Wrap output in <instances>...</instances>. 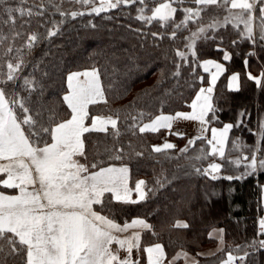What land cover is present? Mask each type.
<instances>
[{
  "label": "snow or ice",
  "instance_id": "snow-or-ice-1",
  "mask_svg": "<svg viewBox=\"0 0 264 264\" xmlns=\"http://www.w3.org/2000/svg\"><path fill=\"white\" fill-rule=\"evenodd\" d=\"M0 0V48L9 40L7 47L0 53V185L4 189L18 190V194H5L0 191V264H9V261L18 264H140L139 258L132 259L135 249L138 253L141 248V233L151 230L152 225L141 218L125 221L123 225L116 222L110 215L102 214L108 211L113 201L123 205H136L155 194L160 188L165 187V182L156 180L157 187L148 188L147 182L139 180L135 188L129 187V167L127 165L107 167L100 166L103 161L91 164L92 169L81 163L78 157H85L86 133H108L112 129L114 138L122 135L118 123L119 115L100 117L93 116L91 124L87 125L89 106L100 102L107 103L105 89L101 82L100 70L93 67L83 72H71L67 76V93L63 96V103L70 109L69 119L57 122L54 110L49 109L42 101L43 85L31 75L22 76L27 67L26 55H30L34 47L41 40L56 37L61 32V25L68 19L78 16L97 15L108 13L111 10L130 9L136 7L134 19L150 27L153 23L159 25L160 32L137 33L163 41L165 38L178 40V33L189 31L184 37L183 49H175V71L173 77L181 76L182 67H190L191 75H196L197 66L208 73V87H199L194 99L188 107L190 112L177 111L174 115L161 112L147 123H141L145 115L143 111L138 115L125 117V124L133 136L146 132L157 133L161 129H171L177 120L194 121L199 124V134L189 139L186 146L180 149V154L190 161L188 167L198 176L209 177L211 180L225 179L228 181L241 180L257 172H264V117L258 119L256 131H248L257 136L254 146H248L240 138L233 140L231 151H238L239 156L229 158L226 155V145L229 134L233 128L248 127L247 120L251 114L240 112L236 124L224 123L223 127H209L218 121L217 112L221 111L214 103V88L217 80L226 72L224 64L214 60L197 61L196 45L200 39L215 38L208 35L209 31L226 28L231 25L237 31L241 40L251 42L253 47L264 48V0H40L39 5L25 8L27 0ZM78 4L85 10L64 11L65 4ZM192 4L195 7H184ZM49 6L51 11L49 10ZM34 8L36 10H34ZM209 9L215 13L209 23H203V14ZM181 11L183 18L176 22L175 16ZM50 17L57 14L59 21L46 18L41 27H46L50 22L52 27H46V32L26 33V25L30 26L31 18ZM223 13V15H220ZM29 19L20 24L17 30V19ZM129 17L130 16L129 13ZM112 19L111 16L107 17ZM190 24L196 25L191 30ZM241 25L243 26L241 29ZM4 26H8L11 37L5 34ZM93 28L96 25H91ZM129 28L131 26L129 25ZM171 32L168 33V29ZM24 39L20 47H15V41ZM239 41L233 40L236 45ZM223 60L230 61L231 54L223 48ZM255 55V52L248 53ZM189 57L192 58L191 65ZM7 58V59H6ZM15 61V63L13 62ZM183 62L181 64L180 62ZM247 67V59L244 61ZM203 84L204 77L199 76ZM19 89L27 95H21L17 90V82L21 81ZM247 80L254 82L258 89H264V68L259 75L247 73ZM11 84L13 87L8 88ZM241 83L238 73L228 78V90L240 91ZM38 93L35 100L33 94ZM48 113L47 117L45 113ZM132 123L128 124V119ZM210 131V137L206 135ZM182 137L183 133H172ZM197 141H205L194 155L188 156L190 148ZM131 147V145H129ZM176 145L164 142L162 145H153L151 152L163 154L166 159H173L168 150L175 149ZM111 151V150H109ZM142 152H134L135 157H141ZM133 158L124 151V146L115 149V154L109 159L123 160L125 157ZM212 158H219L223 163H208L206 167L197 166ZM196 163H191V162ZM225 166L233 168L239 174L222 175ZM243 168V171H239ZM170 183V181H166ZM264 188V186H261ZM133 191L136 198L132 197ZM94 206H99L95 209ZM176 228L187 229L186 222L177 221ZM258 236H264V218L259 220ZM129 235H122L125 233ZM224 230H213L209 238H218L220 245L224 244ZM118 247L113 250V245ZM254 250L264 249V239L253 240L248 246ZM120 250L127 255L122 259ZM218 251H224L223 247ZM233 251L240 252V246ZM229 251L220 264H235L240 260L246 264L249 255L247 250L243 255H234ZM147 257V264H164L166 254L164 247L156 243L143 248ZM184 259L185 264H199L194 257H189L187 252H178L169 264Z\"/></svg>",
  "mask_w": 264,
  "mask_h": 264
},
{
  "label": "trees",
  "instance_id": "trees-1",
  "mask_svg": "<svg viewBox=\"0 0 264 264\" xmlns=\"http://www.w3.org/2000/svg\"><path fill=\"white\" fill-rule=\"evenodd\" d=\"M40 0H27L25 8L39 5ZM47 5V0H45ZM12 6H16L12 0ZM195 7L192 4H185L184 7ZM64 11L87 10L78 4L65 3L62 6ZM34 10H36L34 8ZM49 10L51 8L49 6ZM130 16L132 18L129 17ZM215 10L209 9L203 14V23L210 22ZM136 7L130 9L111 10L108 13H101L99 16L84 15L76 19H68L61 25V32L51 41L41 40L34 47L30 55H26L27 67L24 68L22 76L31 75L43 85L42 101L49 108L54 110L56 121L69 119L70 109L63 103V96L67 93V76L71 72H83L93 67L100 70L101 82L105 89L107 103L100 102L89 106V118L87 125L91 124L93 116L115 118L120 117L118 127L122 133L118 138L112 135L109 127L108 133L91 132L84 136L85 157H79L81 163L86 164L90 171L91 164L103 161L100 166L109 165L129 167V187L135 188L139 180L147 182L148 188H155L156 180L165 182V187L160 188L155 194H150L146 201L136 205H123L113 201L109 207L111 214L104 211L102 214L110 215L116 222L123 225L125 221L141 218L152 225V229L141 233V248L139 251L140 264H146L143 248L156 243L164 247L166 259L173 257L179 251H185L196 257L199 264H220L229 251L240 246L241 251L234 255H243L244 251L249 252L246 264H264V249L254 250L250 247L253 240H257V219L262 214L260 206V191L264 185V172H257L241 180L228 181L225 179L211 180L209 177L198 176L192 173L188 167L190 161L184 158L179 152L181 141L169 137L176 142L177 148L168 150L173 159H166L163 154L151 152V147L162 142L166 132L160 130L157 133L146 132L133 136L125 124V117L130 114L138 115L143 111L145 115L141 123H147L155 115L161 112L174 115L177 111L187 112L192 99L199 87L208 83L207 74L202 68H196V75L192 76L190 67L181 68V76L173 77L175 63V49H183L185 36L189 31L178 33V40L173 41L165 38L163 41H156L150 35L144 36L134 31L141 29L142 32H160L162 29L158 24L153 23L147 27L142 22L134 19ZM223 15V13H220ZM111 16L112 19L107 17ZM59 21L61 17L57 14L50 17L31 18L30 26L26 25L23 31L26 33L38 32L44 34L46 27H52L49 22L46 27L40 25L45 19ZM183 14L178 10L175 20L179 22ZM17 19V30L20 24L28 20ZM94 24L96 27H92ZM129 25L131 28H129ZM191 30L196 25L190 24ZM241 25V29H242ZM5 34L11 37L8 26H4ZM171 28L167 31L171 32ZM208 35L215 38L200 39L197 41V61L214 60L224 64L226 72L219 77L214 88V103L221 109L217 112L218 121L210 124L213 127H221L224 123H233L241 119L240 112L250 113L247 120L248 127L233 128L229 134V142L226 145V155L235 158L240 155L238 151H231L232 141L240 138L248 146H254L257 136L252 135L248 128L257 130L258 119L264 117V89H258L254 82L247 80V73L259 75L264 68V48L253 47L251 42L241 40L237 31L231 25L226 28L210 30ZM233 40L239 41L236 45ZM9 40L5 41L0 53L7 47ZM24 39L15 41V47H20ZM220 47L231 54V60H223V52L217 51ZM255 52V55L248 53ZM7 59V58H6ZM247 59L248 65L244 61ZM15 63V61H13ZM192 58L189 57L191 65ZM183 64V62H180ZM238 73L240 76V91H229L226 86L230 74ZM199 76L204 77L203 84ZM21 81L17 82V90ZM8 88L13 86L9 84ZM21 95H27L20 90ZM34 93L32 99L37 98ZM48 113H45L47 117ZM128 124L132 123L129 118ZM205 144V141H197V144L190 148L186 155H194L195 152ZM131 145V147H129ZM124 146V151L133 158L127 156L123 160L109 159L115 154V149ZM264 148V143H262ZM111 150V151H109ZM134 152H142L144 155L135 157ZM213 159L204 161L197 166L206 167ZM218 162L223 163L219 159ZM196 163V162H191ZM239 171H243L241 168ZM239 174L233 168L225 166L222 175ZM0 178H3L0 175ZM166 181H170L167 183ZM0 191L5 194H13L15 190L4 189L0 185ZM99 209V206H94ZM177 221L186 222L187 229L176 228ZM224 230V251L204 257L199 256L200 252L215 247L216 241L209 238V233L215 229ZM9 264H18L9 261Z\"/></svg>",
  "mask_w": 264,
  "mask_h": 264
},
{
  "label": "crops",
  "instance_id": "crops-1",
  "mask_svg": "<svg viewBox=\"0 0 264 264\" xmlns=\"http://www.w3.org/2000/svg\"><path fill=\"white\" fill-rule=\"evenodd\" d=\"M203 70V69H202ZM207 74V77H208V80L210 79V76H209V74L208 73H206ZM233 74H236V73H233ZM233 74H230L229 76H228V78L231 76V75H233ZM228 78H227V82H226V86H227V89H228ZM203 87H208V83H207V85L206 86H203ZM68 89V88H67ZM191 111V108L189 109V111H187V112H190ZM209 127H213V126H209ZM221 127H223V126H221ZM161 130H164L165 132H166V134H165V136H164V138H163V140H162V142H160L159 144H157V145H162L164 142H170V143H173V144H175L176 145V148H177V144H176V142H174V141H171L170 139H169V137H174V138H176L177 140H180L181 141V143H180V146L178 147L179 149L178 150H180V149H182V148H184L185 146H186V144H187V142H188V140L189 139H192L194 136H196V135H198L199 134V124L197 123V122H194V121H183V120H177V121H175L174 123H173V126H172V128L169 130V129H161ZM172 133H183V136L182 137H180V136H177V135H173ZM206 135L208 136V137H210V131L208 132V133H206ZM226 149V148H225ZM180 152V151H179ZM78 159H79V157H78ZM216 159H219V158H215V162H218ZM213 162V161H212ZM0 175H2V174H0ZM2 177H3V175H2ZM4 178V177H3ZM264 186V185H263ZM134 189V188H133ZM13 190H15V189H13ZM15 194H18V190H15V192L13 193V195H15ZM132 197L135 199L136 198V193L133 191V193H132ZM260 206H261V210H262V214L258 217V219H257V223H258V228H257V233L260 231V229H259V220L261 219V218H264V188H262L261 187V191H260ZM220 228H215V230H219ZM214 230V229H213ZM212 230V231H213ZM131 231H133V230H129V233H125V234H122V235H129L130 233H131ZM211 231V232H212ZM212 239H214L215 241H216V245H215V247H212V248H210V249H208V250H205V251H203V252H200L198 255L199 256H204V257H209V256H212V255H214V254H216L217 252H219L218 251V248H220V247H223V245L221 246L220 245V242H219V239L218 238H212ZM259 239H264V236H257V240H259ZM154 245V244H153ZM149 246H152V245H149ZM118 246L116 245V248H117ZM148 247V246H147ZM179 252H181V251H179ZM185 252V251H184ZM178 253V252H177ZM176 253V254H177ZM145 254V253H144ZM175 254V255H176ZM119 255H120V257L123 259L126 255H127V253L124 251V250H120V252H119ZM174 255V256H175ZM188 255H189V257H194L195 259H196V257L195 256H193V255H191V254H189L188 253ZM173 256V257H174ZM173 257H171V258H169V259H165V261H164V264H169V261H171L172 260V258ZM137 258H139V253L135 250V249H133V252H132V259H133V261H135ZM145 260H146V264H147V257H146V254H145ZM197 260V259H196ZM176 264H185V261H184V259H180V260H178V261H176Z\"/></svg>",
  "mask_w": 264,
  "mask_h": 264
},
{
  "label": "built area",
  "instance_id": "built-area-1",
  "mask_svg": "<svg viewBox=\"0 0 264 264\" xmlns=\"http://www.w3.org/2000/svg\"><path fill=\"white\" fill-rule=\"evenodd\" d=\"M112 247H115V245H113ZM240 263H241L240 260H236V261H235V264H240Z\"/></svg>",
  "mask_w": 264,
  "mask_h": 264
},
{
  "label": "rangeland",
  "instance_id": "rangeland-1",
  "mask_svg": "<svg viewBox=\"0 0 264 264\" xmlns=\"http://www.w3.org/2000/svg\"><path fill=\"white\" fill-rule=\"evenodd\" d=\"M115 245V244H114ZM116 249V245H115V247H113V250H115Z\"/></svg>",
  "mask_w": 264,
  "mask_h": 264
}]
</instances>
